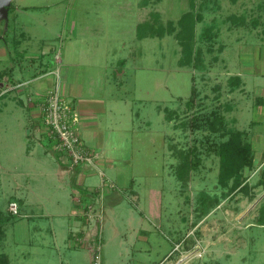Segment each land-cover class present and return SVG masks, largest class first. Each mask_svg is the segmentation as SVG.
Listing matches in <instances>:
<instances>
[{"label": "rangeland", "instance_id": "obj_1", "mask_svg": "<svg viewBox=\"0 0 264 264\" xmlns=\"http://www.w3.org/2000/svg\"><path fill=\"white\" fill-rule=\"evenodd\" d=\"M12 4L16 9L7 21L18 32L8 33L9 46L25 32L14 59L26 64L58 52L64 61L67 53L85 56L89 64L74 74L100 81L111 107L107 121L125 125L111 131L104 149L105 156L119 158L116 165L85 178L87 184H104L106 176L122 199L104 215L106 251L114 255L126 243L143 244L136 234L145 229L159 264H173L178 256L191 264H264V225L257 222L264 200V0ZM186 12L194 21L197 54L188 64L176 36ZM139 22L163 28V35L139 37ZM47 43L54 48L44 54ZM53 76L49 89L61 80ZM26 92L24 85L0 93V254L9 257L0 264H64L79 255L71 249L85 247L72 237L75 220L56 214L58 198L71 200L69 176L59 178L49 137L38 134L28 106L17 101L26 103ZM36 119L45 126L42 116ZM231 140L250 144L254 163L238 166L223 180L222 153L229 152L224 144ZM183 155L189 166L182 179ZM152 189L162 197L158 217L148 213ZM13 199L20 214L9 209Z\"/></svg>", "mask_w": 264, "mask_h": 264}, {"label": "crops", "instance_id": "obj_2", "mask_svg": "<svg viewBox=\"0 0 264 264\" xmlns=\"http://www.w3.org/2000/svg\"><path fill=\"white\" fill-rule=\"evenodd\" d=\"M13 9H16V7H13ZM11 10L12 9L8 8L7 16H2L0 18V62H3L5 59H10L7 66L0 65V93H14L17 92L19 87L25 85V89L27 91V102L25 103V100L20 97L17 101L28 106L31 113L30 121L35 127V130L38 131V134L43 137L44 135H47V128L46 126L42 127L39 122H36V117L41 116L39 96L49 89L48 86L49 84H52L54 78L52 75L57 74L61 79L60 82L62 93L72 100L74 106L79 112L80 131L86 144L99 153L97 165L79 166L71 171L68 164L55 155L57 161V165L55 166L56 173L61 180H64L65 176L68 175L69 183L72 189L70 192L72 196L71 200H68L67 198L64 200L63 197L57 199L58 204H60L56 214L61 216V218L70 217L75 220L76 228H72L71 230L72 237L78 239L85 247L78 250L71 249V251H77L79 255H74L75 257L72 256L74 258L68 257V259H66L67 263L64 264H93L92 247L98 242L101 244L102 264H159L158 253L155 248L156 246L153 247L152 242L150 241V235L145 229H140L138 234H136L137 237L144 239L142 241L143 244L140 243L138 246L128 248L127 243L125 242L126 247H124L123 250L119 249L114 255L109 254L105 249V244H107L109 240L107 234L105 233V212L106 210H114V208L121 204L122 199L119 192L115 188H112L115 186L113 182L109 184H87L85 182V178L87 174L95 173L97 169L104 168L106 164L109 167L115 166L116 163L114 159L119 160L117 157L113 158L104 155L106 141L108 140V136H110L111 131L120 130L121 128L125 127V125L118 123L117 119H114L113 121L110 120L108 122L105 117L107 112L111 110V107H109L107 103L106 88L103 89L104 86L100 81L96 83L95 79H93V76L89 73H81L84 72L83 66L89 64V62L85 60V56L82 57L76 54L71 55L70 53H67L65 55L64 61L63 56H61V54L58 52L55 53L54 57L52 54H50L48 56L49 58L45 57V55L43 58L40 57L41 59L39 58L38 60H35V58H30L26 64L20 61L22 57L17 60L14 59L16 55L20 54V48L24 43L23 40L25 38V32L22 31L19 35V38L13 36L12 45L14 47L12 45L9 46L11 43H9L7 37L8 33L17 36L15 33L18 32H14L13 30L15 29V26L11 29V26H9L7 21ZM50 47L52 49L54 48L48 43L44 44V54L49 52ZM98 66L100 65L98 64ZM78 68L81 72L77 71L76 74H74ZM26 72H30L27 77ZM21 76H24V78L20 79L19 77ZM33 82H36V87L31 88L28 86ZM4 86L6 87L7 91H5ZM20 92H23V90ZM17 97V95H13V99H16ZM74 177H76L78 183L83 185L89 192L98 190V188L102 185L103 197L100 200V204L102 205L101 219L98 218L97 214L91 212V208H88V210L85 208L87 204L91 203V205L98 209V205H100L99 201L97 202V198H94L93 195H88V197H86L85 194L82 193L81 188L74 186ZM124 188H128V186H124ZM131 189L134 190V188ZM158 193L159 191L155 193V190L152 189V193L149 195L148 213L150 216L158 217L161 215L162 197H159ZM135 196H138V194L135 193ZM26 204V200L23 199L21 205V207L23 206L22 212L24 209L25 211L27 210L25 207ZM114 231L117 234L120 233L123 238V234L118 231L116 226ZM152 250L154 251L153 256ZM181 259L182 256H178L173 264L192 263L191 261L189 263L188 260L181 261Z\"/></svg>", "mask_w": 264, "mask_h": 264}, {"label": "built area", "instance_id": "obj_3", "mask_svg": "<svg viewBox=\"0 0 264 264\" xmlns=\"http://www.w3.org/2000/svg\"><path fill=\"white\" fill-rule=\"evenodd\" d=\"M59 77V76H58ZM39 107L44 124L47 128V136L52 141L53 148L60 153V158L65 161L71 170L79 166L97 165L99 153L90 148L80 131V115L71 99L61 91V82L58 80L54 87L43 92L39 96ZM100 174L104 176L102 170ZM103 178V183L108 180ZM97 202L101 203L103 188H98ZM91 212L101 219L102 205H89ZM9 209L14 214H20V203L13 199L9 203ZM97 212V213H95ZM93 264H102L101 244L98 242L92 247Z\"/></svg>", "mask_w": 264, "mask_h": 264}, {"label": "trees", "instance_id": "obj_4", "mask_svg": "<svg viewBox=\"0 0 264 264\" xmlns=\"http://www.w3.org/2000/svg\"><path fill=\"white\" fill-rule=\"evenodd\" d=\"M12 7H13V4L10 5L9 9H12ZM190 19H192L191 13L186 12L179 19L180 29L176 33V36L178 37L182 45L183 57H184L182 59V62L185 64H188L191 61H193L192 57H197V54H195L192 48V44L194 41L193 34H194L195 25H194L193 19L192 20ZM173 27L174 26L171 25V27L169 28V32L173 31ZM163 30H164L163 28L159 29L158 27H155L153 24H150L149 22H143V23L139 22L137 25V35L141 38L147 37V36H155L156 34L163 35ZM234 137L235 136H233L231 139H235ZM233 142L234 141L231 140L229 141L230 145L228 144V142L224 144V146L229 149V152L222 153L224 164H225L224 169H223V172L225 173L222 175L223 180L227 179L225 177L226 175L228 176L232 175L230 173H232L235 168H238V166H242V165L244 166L246 164L253 165L254 163L253 157L249 156V152H251V145L248 143H241V142L233 143ZM49 145H50V148L54 150L55 155L58 158H60V153L53 148V144L51 140H50ZM188 166H189L188 159L187 157H184L183 155V160L181 161L179 168H178V174L180 178L183 179V172L188 169ZM234 171L236 172V170ZM260 182L264 185V167L261 170ZM73 185L78 188H81L82 193L85 194L86 197H88V195H93L94 198H97V196L99 195L98 190L89 192L87 189H85L83 185L78 183L76 177L73 178ZM90 204L91 203L86 205L85 207L86 210H88ZM257 222L264 225V200L262 201L260 205V214L257 217ZM7 259L8 257L5 253L0 254V261L5 262L7 261Z\"/></svg>", "mask_w": 264, "mask_h": 264}, {"label": "water", "instance_id": "obj_5", "mask_svg": "<svg viewBox=\"0 0 264 264\" xmlns=\"http://www.w3.org/2000/svg\"><path fill=\"white\" fill-rule=\"evenodd\" d=\"M12 0H0V18L2 16H7L9 5Z\"/></svg>", "mask_w": 264, "mask_h": 264}]
</instances>
